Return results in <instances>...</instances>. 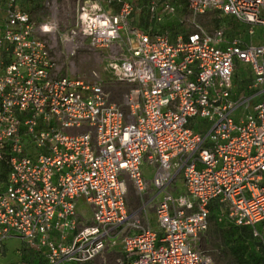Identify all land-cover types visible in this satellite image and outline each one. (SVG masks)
<instances>
[{"label":"built area","instance_id":"1","mask_svg":"<svg viewBox=\"0 0 264 264\" xmlns=\"http://www.w3.org/2000/svg\"><path fill=\"white\" fill-rule=\"evenodd\" d=\"M177 2L148 0L150 22ZM185 2L189 18L219 11L259 41L199 26L171 38L132 26L133 0H77L60 41L107 54L105 78L85 80L54 63L55 0H0V254L17 237L49 264L115 247L117 264H214L197 247L213 203L264 245V0ZM236 60L250 67L242 90ZM129 187L148 194L142 208H129ZM150 202L156 228L143 224Z\"/></svg>","mask_w":264,"mask_h":264},{"label":"rangeland","instance_id":"2","mask_svg":"<svg viewBox=\"0 0 264 264\" xmlns=\"http://www.w3.org/2000/svg\"><path fill=\"white\" fill-rule=\"evenodd\" d=\"M40 1V0H39ZM135 5V12L130 17L129 22L134 27H143L152 32L167 31L173 38L183 35L190 31L195 30L199 26L205 32L212 33L215 29L222 27L225 29V34L228 39L235 37L242 38L246 43H257L260 39L261 30L257 29L255 35L252 37L245 33L244 26L232 17L219 12L209 11L193 20L189 18L186 4L183 0H179L175 4V12L173 14H166L160 11L161 21L155 23L150 22L147 13L148 0H133ZM77 0H55V8L57 9L56 16L60 23L58 32H56L55 39L52 38V55L54 63L59 70L60 76L78 77L85 80H90L91 73L96 71L100 72L102 78H105L104 68L106 66L107 54L104 51L93 52L86 48H81L71 53V49L66 44L62 43L59 38V34H63L67 28L72 24L75 6ZM39 4L27 3L24 4L27 9L38 8ZM130 25V26H131ZM128 34L127 31H123V38ZM250 78V67L244 63L236 60L235 61V72L233 76V83L235 84L238 80H244ZM128 90L127 87L115 91L113 99L120 101L121 94ZM147 179H151V169L144 165L142 168ZM174 190L177 194L185 192L181 175L178 174L174 180ZM148 199V194L140 198L136 196L135 191L129 187L128 204L131 210H137L142 208V201ZM145 211V218L143 219L144 225H149L152 228H156V217L154 202H150L143 208ZM82 210V208H80ZM223 215L221 221L218 217ZM85 220L88 221L90 215L85 213ZM224 218L223 208H217L212 215V219L209 220V229L197 242V247L201 251L205 252L210 256L214 264H237L234 258L230 255V249L237 244V239L220 238L217 232L214 231V226L221 224ZM257 230L260 232L262 228L260 225L257 226ZM253 234V231H252ZM264 236V234H263ZM58 243V237L54 239ZM260 243V238L255 237L254 234L250 240L245 241V246H255ZM24 246L18 250L23 256L20 261L14 260L13 256L6 260L7 264H49L46 256L47 251L45 248L31 247L23 244ZM13 255V254H12ZM120 255V247L110 249L103 256L97 257L94 260L88 261L85 264H117L116 259ZM0 254V258L2 257Z\"/></svg>","mask_w":264,"mask_h":264},{"label":"trees","instance_id":"3","mask_svg":"<svg viewBox=\"0 0 264 264\" xmlns=\"http://www.w3.org/2000/svg\"><path fill=\"white\" fill-rule=\"evenodd\" d=\"M183 1L185 2V0ZM162 32H167V31H162ZM169 35L171 38H173L171 34ZM246 81L247 80L245 79L241 81L237 80L235 86L237 87L238 90H242L246 84ZM217 208H221V207L218 206L216 203H213L210 206L209 220L212 219V215L217 210ZM213 228L214 231L217 232L220 238H229V239L238 240L237 244L229 250L230 255L234 258L237 264H264V245L261 239H260V243L257 244L256 247L245 246V241L250 240V238L253 236L252 229L250 227L236 226L227 220H223L221 224H217Z\"/></svg>","mask_w":264,"mask_h":264},{"label":"crops","instance_id":"4","mask_svg":"<svg viewBox=\"0 0 264 264\" xmlns=\"http://www.w3.org/2000/svg\"><path fill=\"white\" fill-rule=\"evenodd\" d=\"M53 237H56L57 234L55 232L52 233ZM25 244L24 242H22L19 238L17 237H14L12 238L11 240H9L6 245L4 246V248L2 249V257L0 258V264H7V261H5V257L6 260L10 257L13 256L14 260L16 261H20V259H22V257H19L20 256H23L22 254H20L18 252V250H20ZM13 254V255H12ZM19 254V255H18Z\"/></svg>","mask_w":264,"mask_h":264}]
</instances>
